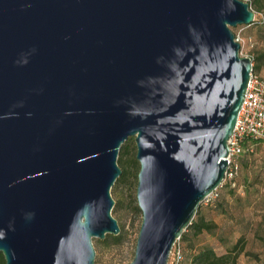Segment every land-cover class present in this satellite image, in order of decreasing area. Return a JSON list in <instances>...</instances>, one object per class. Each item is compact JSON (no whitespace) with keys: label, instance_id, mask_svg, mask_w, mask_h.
<instances>
[{"label":"water","instance_id":"1","mask_svg":"<svg viewBox=\"0 0 264 264\" xmlns=\"http://www.w3.org/2000/svg\"><path fill=\"white\" fill-rule=\"evenodd\" d=\"M242 0H0V254L94 264L132 138L141 220L128 264H167L223 183L252 65Z\"/></svg>","mask_w":264,"mask_h":264},{"label":"trees","instance_id":"2","mask_svg":"<svg viewBox=\"0 0 264 264\" xmlns=\"http://www.w3.org/2000/svg\"><path fill=\"white\" fill-rule=\"evenodd\" d=\"M257 2V0H255ZM250 7V6H249ZM262 9H255L256 13ZM256 23L254 19L253 23L248 27L253 26ZM264 25L263 20L260 23ZM262 55H258L254 60L259 61ZM254 73H258L259 65H252ZM133 139L128 138L119 148V164H120V176L116 180V184L125 180V178L131 174L129 169L134 170L137 167V162L134 156H128L129 150L134 148ZM264 145L252 144V152H244L237 161V167L232 173L230 179H225L223 183L212 193L216 199L209 205L217 216L225 218L228 221H232L233 225L227 231H221V236L217 235L219 228L218 223L214 219H207L206 213L200 208L201 204L197 207L193 218L189 225L181 233L179 239L175 242L171 254L174 255L178 252V260L172 259L171 264H237V259L240 254L244 253L246 245V235L248 232L257 234V230L253 229V218L246 217L243 215L246 207H250L251 204H257L258 201L264 204V193L262 200H259L262 190L264 191V163L261 164L258 169L259 173L254 174L251 178L249 177V171L254 166V155L259 150H262ZM123 157H126L124 160ZM263 175H262V173ZM242 172L244 173L242 175ZM257 227L264 225V208L260 213ZM254 230V231H253ZM239 232V235L235 237L234 242H231L227 235L229 233ZM202 235H208L211 237H218L221 245H224L226 251L218 254L213 246L208 244H198L197 238ZM226 235V236H224ZM264 244V237L255 235ZM110 239L111 244L117 245L120 242L121 236L118 234L115 237H106L102 244H106L107 240ZM230 244V245H227ZM180 245L182 246L180 248ZM181 249V250H179ZM0 264H4L3 258L0 254Z\"/></svg>","mask_w":264,"mask_h":264},{"label":"rangeland","instance_id":"3","mask_svg":"<svg viewBox=\"0 0 264 264\" xmlns=\"http://www.w3.org/2000/svg\"><path fill=\"white\" fill-rule=\"evenodd\" d=\"M242 1L249 4L251 10L255 13L254 19L256 20V23L251 27L237 26L235 28H231V31L235 36V40H237L240 44V55L245 58H251L252 65H256L258 63L259 71L256 74L264 79V25L260 24L264 15V0H257V2H255V0ZM257 8H261L262 10L256 13L255 9ZM258 55H262V57L257 62L254 59ZM134 155L135 147L129 150L127 157ZM125 158L126 157H123L122 159L124 160ZM254 159V166L248 173L250 178L254 174L260 172L258 167L264 163V147H262V150L255 153ZM116 165L120 169L119 152L117 154ZM137 171L138 164L136 169H129V173L131 174H129L123 182L121 181L116 184L115 182L119 178L118 177L109 190V195L113 202L110 210V216L116 221L121 239L117 245L111 244L110 239L107 240L106 244H102L106 237H115L112 235H105L103 240L92 239L91 244L94 250V264H128L132 259L135 238L141 220V214L135 201ZM243 174L244 173L242 172V175ZM263 193L264 191L262 190L259 200H262ZM215 199V195L211 194L208 198L201 202L202 204L200 203V208L204 213H206L207 219H214L218 223L220 229H218L217 235L220 237L221 231H227L230 227H232L233 223L232 221H228L225 218L217 216L211 208L206 206L211 204ZM263 208L264 204L260 201H258L257 204L252 203L250 207H246L243 215L253 218V229L258 231V235L264 237V225L257 227V222L260 218L259 215ZM257 234L253 235V232L251 231L247 233L244 253L239 255L237 264H264V244L258 237L255 236ZM238 235L239 232L236 231L235 233H229L227 236L229 238L231 237V242H234L235 237ZM197 243L213 246L218 254L226 251L225 246L220 244L218 237L202 235L197 238ZM181 247L182 246L180 245V248ZM173 258H175V255L170 253L167 264H171Z\"/></svg>","mask_w":264,"mask_h":264},{"label":"built area","instance_id":"4","mask_svg":"<svg viewBox=\"0 0 264 264\" xmlns=\"http://www.w3.org/2000/svg\"><path fill=\"white\" fill-rule=\"evenodd\" d=\"M249 59L252 65V59ZM252 144L264 145V79L253 70L250 73L234 130L227 141L228 169L224 181L232 177L239 157L244 152H252ZM174 255L178 260V252Z\"/></svg>","mask_w":264,"mask_h":264}]
</instances>
